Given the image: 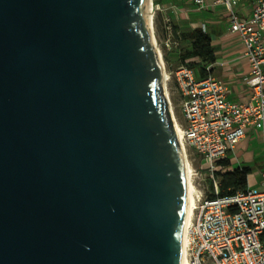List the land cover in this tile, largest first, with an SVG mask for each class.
<instances>
[{"label": "water", "instance_id": "obj_1", "mask_svg": "<svg viewBox=\"0 0 264 264\" xmlns=\"http://www.w3.org/2000/svg\"><path fill=\"white\" fill-rule=\"evenodd\" d=\"M150 10L0 0V264L179 263L184 153Z\"/></svg>", "mask_w": 264, "mask_h": 264}, {"label": "built area", "instance_id": "obj_2", "mask_svg": "<svg viewBox=\"0 0 264 264\" xmlns=\"http://www.w3.org/2000/svg\"><path fill=\"white\" fill-rule=\"evenodd\" d=\"M193 2L197 9L207 6L205 0ZM213 5L226 10L229 33L242 38L250 68L245 82L251 92L246 102H234L228 84L212 74L202 76L199 67L182 63L174 72L181 97L182 139L199 155L216 195L197 196L188 257L192 264H264V168L262 188L248 185L230 195H219L214 174L217 161L233 151L249 127L264 130V0H214ZM165 25L166 44L179 46V33L175 35L169 22Z\"/></svg>", "mask_w": 264, "mask_h": 264}, {"label": "crops", "instance_id": "obj_3", "mask_svg": "<svg viewBox=\"0 0 264 264\" xmlns=\"http://www.w3.org/2000/svg\"><path fill=\"white\" fill-rule=\"evenodd\" d=\"M205 1L207 6L203 9H197L193 0H158L157 4L176 25L177 33L184 34L180 41V45L184 41L187 43L184 50L191 47L190 34L194 28L204 27V30L209 32L216 55V60L211 65V74L228 84L230 100L246 102L251 88L246 84L245 77L250 68L244 56L242 38L238 34L229 33L226 10L220 5H213L214 0ZM185 10H188V15L183 12ZM263 135V129L249 127L245 137L237 143L232 152L224 157L230 161V164L228 166L217 164V170L225 171L248 166L250 168L248 185L262 188Z\"/></svg>", "mask_w": 264, "mask_h": 264}, {"label": "rangeland", "instance_id": "obj_4", "mask_svg": "<svg viewBox=\"0 0 264 264\" xmlns=\"http://www.w3.org/2000/svg\"><path fill=\"white\" fill-rule=\"evenodd\" d=\"M157 1L153 0V26L155 31V38L157 42V48L160 50V56L164 64L165 72L168 77L165 80L164 90L165 93L167 91V97L169 100V111H171L172 116L174 115L178 124L181 125L183 123V116L181 113V97L178 90V85L175 79V70L177 67L182 64L179 58L180 50L183 51L185 47H187L186 41H184L181 45L168 46L166 44L167 32H166V22H171L174 24L170 17L161 10V8H157ZM241 4H245L242 1ZM202 13V12H201ZM186 19V18H185ZM187 158L194 169L193 174V184L198 190V196H202V198L207 197L212 191L213 187L211 186L212 180L206 168H204V164L201 163L199 155L194 151V149L188 145H186Z\"/></svg>", "mask_w": 264, "mask_h": 264}, {"label": "trees", "instance_id": "obj_5", "mask_svg": "<svg viewBox=\"0 0 264 264\" xmlns=\"http://www.w3.org/2000/svg\"><path fill=\"white\" fill-rule=\"evenodd\" d=\"M171 24V22L169 21ZM175 35L177 33L176 25L171 24ZM181 39L184 34H180ZM191 47L181 51L179 54L182 63H188L192 67H199L202 76L212 73V68L207 69L208 64L216 60L215 47L212 45V38L208 31L203 27H196L190 34ZM217 164L228 166L230 161L227 158L220 159ZM250 168L248 166L235 167L225 171H214L215 177L218 179L219 195H230L237 191L245 190L248 186V174ZM213 187V184L211 183ZM216 196L211 192L208 197Z\"/></svg>", "mask_w": 264, "mask_h": 264}, {"label": "bare ground", "instance_id": "obj_6", "mask_svg": "<svg viewBox=\"0 0 264 264\" xmlns=\"http://www.w3.org/2000/svg\"><path fill=\"white\" fill-rule=\"evenodd\" d=\"M150 6H151V3H150ZM153 16H154L153 10H150L149 11V21H150L151 27L154 29ZM154 43L157 44L156 38L154 39ZM159 53H160V50H159ZM167 78H168V75L165 72L163 81L165 82ZM166 95H167V91H166ZM173 118L175 119L174 123H175L176 131H177V136H178V139L180 141V144H181V147L184 153V165H185L184 168H185V178H186V206H185V216H184L182 231H181L180 255H179L178 264H192V262L190 261L188 257L187 246H188V241H189V227L192 222L194 208L196 207V204H197L198 190L193 184L194 169L191 166L187 158L186 146L181 136L179 124L174 115H173Z\"/></svg>", "mask_w": 264, "mask_h": 264}]
</instances>
